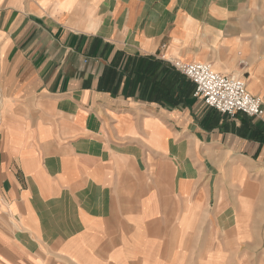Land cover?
<instances>
[{"label": "crops", "instance_id": "obj_1", "mask_svg": "<svg viewBox=\"0 0 264 264\" xmlns=\"http://www.w3.org/2000/svg\"><path fill=\"white\" fill-rule=\"evenodd\" d=\"M249 2L0 0V264H264V115L171 62L264 105Z\"/></svg>", "mask_w": 264, "mask_h": 264}, {"label": "built area", "instance_id": "obj_2", "mask_svg": "<svg viewBox=\"0 0 264 264\" xmlns=\"http://www.w3.org/2000/svg\"><path fill=\"white\" fill-rule=\"evenodd\" d=\"M171 62L194 82V95L205 105L230 116L237 112L251 117L264 115L262 100L247 90L245 81L241 77L222 74L209 62H185L180 59H172Z\"/></svg>", "mask_w": 264, "mask_h": 264}, {"label": "rangeland", "instance_id": "obj_3", "mask_svg": "<svg viewBox=\"0 0 264 264\" xmlns=\"http://www.w3.org/2000/svg\"><path fill=\"white\" fill-rule=\"evenodd\" d=\"M244 12L247 13L245 14V22L248 24L249 27L257 28V31H259V34L261 35V39L263 40L261 50L262 54L264 55V0H250L248 7L244 8ZM260 198L262 199V197ZM260 202L261 204H264L263 199ZM260 235L264 237V218L260 229ZM260 251L264 253V243L260 244Z\"/></svg>", "mask_w": 264, "mask_h": 264}, {"label": "bare ground", "instance_id": "obj_4", "mask_svg": "<svg viewBox=\"0 0 264 264\" xmlns=\"http://www.w3.org/2000/svg\"><path fill=\"white\" fill-rule=\"evenodd\" d=\"M248 90V89H247ZM249 91V90H248Z\"/></svg>", "mask_w": 264, "mask_h": 264}]
</instances>
